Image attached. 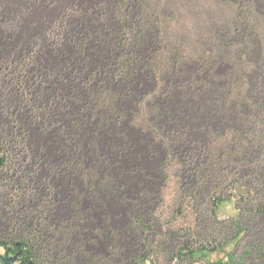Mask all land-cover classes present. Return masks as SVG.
I'll return each mask as SVG.
<instances>
[{
  "label": "trees",
  "instance_id": "1",
  "mask_svg": "<svg viewBox=\"0 0 264 264\" xmlns=\"http://www.w3.org/2000/svg\"><path fill=\"white\" fill-rule=\"evenodd\" d=\"M51 14L48 0H0V105L12 118L9 123L18 120L11 126L0 117V183L9 171L12 183L37 182L33 161L21 158L19 151L27 144L19 116L26 107L43 119L53 106L63 108L65 120L56 129L62 134L56 167L76 177L81 189L72 188L74 205L67 219L36 214L28 224V215L7 218L10 229L0 236L5 252L18 253V264L75 263L91 208L82 197L101 204V198L116 192L118 176L103 164L100 140L112 146V137L125 133L123 125L136 131L147 152L156 156L161 183L172 168L178 173L181 196L173 214L181 216L186 196L196 199L206 185V213L213 221L220 204L235 201L233 237L246 230L248 218L264 213V87L249 92L256 47V61L264 64V9L256 0H99L89 9H69L59 26L49 21ZM54 29L67 35L65 41L49 40L60 63L53 57L46 61L36 50L41 42L34 32L40 30L41 39L45 30ZM139 84L142 89L136 91ZM196 121L207 142L193 150L187 135ZM133 169L142 172L140 166ZM15 187L19 192L9 203L23 212L28 208L18 201L25 190ZM196 205L201 216V204ZM130 214L133 222L121 227L105 224L115 231L108 232L112 249L96 264L158 260L161 246L152 243L150 223L138 210ZM129 226L137 230L134 242L139 245L134 255L124 257L121 231ZM210 239H186L167 253V262L192 263L223 241ZM258 246L257 257L264 258ZM115 250L118 259L111 262ZM250 253L248 247L239 257L230 254L224 264H246Z\"/></svg>",
  "mask_w": 264,
  "mask_h": 264
},
{
  "label": "rangeland",
  "instance_id": "2",
  "mask_svg": "<svg viewBox=\"0 0 264 264\" xmlns=\"http://www.w3.org/2000/svg\"><path fill=\"white\" fill-rule=\"evenodd\" d=\"M48 1L53 3V14L48 15V19L53 21V26H59V22L69 9H89L99 0ZM256 6L264 9V0H256ZM67 24L71 25L72 23L66 22L65 25V21H63V25L67 26ZM66 36L63 29L58 31L54 29L53 33L45 30V36L39 39L40 30L35 31L34 37L41 42V46L36 47V50H40L42 54L46 55V61L49 57H53L52 60L55 58L56 62L60 63L61 60L58 61L57 55L53 53V43L49 40L65 41L67 40ZM257 55L258 48L256 47L252 51L251 57L256 67V71L250 74L249 92L252 94L263 92L264 87V64L256 61ZM142 83L144 82L142 81ZM142 86L143 84L137 85L136 91H140ZM62 112L63 108H53L52 106L50 114L43 119L35 116V110L30 108L23 107L20 112L19 120L22 121L20 125L24 128L23 138L26 139L27 144L26 147L25 145L20 147L19 151L21 158H26L27 162L33 161L31 173L33 172L37 182L27 180L23 183H12L8 180L11 171L2 180L0 183V236L5 230L10 229V226L7 228L9 222L7 218H14L17 215H28V224L32 216L36 214L42 216L48 214L53 219H67L71 216L75 194L72 188L75 187L79 190L81 184L76 177L66 176L65 173L61 174L56 167L57 160L62 156L61 148L57 144L62 134L56 131L65 122L61 117ZM0 117L5 125L9 123V114L1 105ZM16 123L18 125V120L11 121L9 124L13 126ZM199 123L196 121V123L190 124L187 135L193 150L204 148L207 142L206 132L204 128H199ZM123 129L126 134L119 133L116 137H112L114 140L112 146L105 145L104 137L100 140L99 156L103 158V164L111 168L112 174L118 176L115 184L116 192L113 196L101 198V204H91V200L87 196H84L85 199L82 197V204L91 208L83 234L82 253L75 256L74 264L98 263L97 257H103L112 249L109 238L112 234L109 233L115 231L109 232L105 224H111V228H113L123 226L130 219L133 222L130 214V211L133 210L140 211V214L150 223L154 232H148V234L151 235L153 245L161 246L160 251L156 252L158 260H155V264H170L166 260L167 253L175 251L176 247L181 246L186 239L205 241L211 237H221V240L223 239L221 245L205 256H197L196 260L189 264H224L230 254L239 257L248 247L251 248V253L245 258L246 264H264V258L257 257L258 244L262 245L264 249V213L248 218L247 223H249L246 224L248 225L246 230L233 237L235 229L230 226V220L237 214L235 201L230 200L220 204L215 213L216 221H213L206 213L209 195L206 185L200 190L196 199L186 196V207L181 216L173 214L175 204L181 196L179 183H177L178 173L172 168L164 183H161L162 174L157 171L155 166L156 156L147 152L144 145L140 143L136 131L126 128V125H123ZM160 154L161 152L157 153V155ZM89 160H92V156L89 157ZM134 166H140L141 171L144 174L148 172L149 175L144 178L142 172L138 173V170H132ZM16 184L25 190L24 196L18 201V206L24 205L28 208L23 212H18L16 208L13 209L9 203L16 200L15 194L19 192L15 187ZM184 184L188 187V183ZM118 192L123 193L122 198H119ZM198 202L201 204V216L196 212V203ZM35 219H33V226L36 225ZM184 228H188L189 231L186 233L178 231V229ZM121 233L125 237V240L121 242L123 256L131 257L138 251L139 243L134 242L137 241V239L135 240L137 230L134 226H129V228H124ZM116 251L112 253L111 262L118 259ZM0 253H5L2 247H0ZM14 264H18V262ZM126 264L129 263L126 262Z\"/></svg>",
  "mask_w": 264,
  "mask_h": 264
},
{
  "label": "water",
  "instance_id": "3",
  "mask_svg": "<svg viewBox=\"0 0 264 264\" xmlns=\"http://www.w3.org/2000/svg\"><path fill=\"white\" fill-rule=\"evenodd\" d=\"M18 260V253H15L13 255H9L8 252H5L4 254L0 253V261L2 264H14Z\"/></svg>",
  "mask_w": 264,
  "mask_h": 264
},
{
  "label": "crops",
  "instance_id": "4",
  "mask_svg": "<svg viewBox=\"0 0 264 264\" xmlns=\"http://www.w3.org/2000/svg\"><path fill=\"white\" fill-rule=\"evenodd\" d=\"M0 264H2V263L0 262Z\"/></svg>",
  "mask_w": 264,
  "mask_h": 264
}]
</instances>
